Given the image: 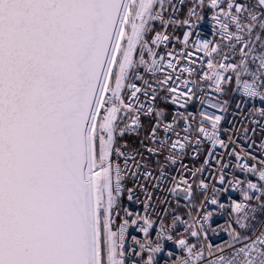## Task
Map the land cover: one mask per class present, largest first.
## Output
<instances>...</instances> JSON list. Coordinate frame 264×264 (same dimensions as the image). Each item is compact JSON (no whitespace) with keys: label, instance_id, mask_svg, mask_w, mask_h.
I'll use <instances>...</instances> for the list:
<instances>
[{"label":"snow or ice","instance_id":"obj_1","mask_svg":"<svg viewBox=\"0 0 264 264\" xmlns=\"http://www.w3.org/2000/svg\"><path fill=\"white\" fill-rule=\"evenodd\" d=\"M169 9L0 0V264H158L168 244L171 264H264V0H190L183 20ZM205 18L218 40L200 39ZM161 188L183 195L187 219L153 218ZM137 190L144 214L119 216Z\"/></svg>","mask_w":264,"mask_h":264},{"label":"built area","instance_id":"obj_2","mask_svg":"<svg viewBox=\"0 0 264 264\" xmlns=\"http://www.w3.org/2000/svg\"><path fill=\"white\" fill-rule=\"evenodd\" d=\"M190 3V0H185L184 3H181V0H177L174 4L176 5L177 11L175 13H172V9H169V13L172 14L173 19L176 20H183L185 18V14L187 12V7L188 4ZM167 18V15H166ZM157 27L160 28L159 23L157 22ZM168 33L170 35H172L173 37H179L180 39H182V35L183 32L185 31V28L180 26V25H170L167 29ZM197 32L200 33V39L201 40H208V41H213V40H218L219 37L214 36L213 35V31H212V26H211V21L208 18H205L203 20V22H201L197 29ZM175 47L176 49H179L180 47H182V45L180 43L177 42V40L173 39V41L169 44V48ZM161 50H163V47L161 48ZM202 55V54H201ZM193 59H197V57H193ZM218 59V57H217ZM195 67H199V63H197V65H194ZM204 67H208V65L205 63ZM187 75V74H185ZM227 87V86H226ZM211 95H215V93H211ZM222 99H227L226 95H224L222 97ZM158 103H160L162 105V101H158ZM196 105L193 104L189 107V111H195ZM227 119H232L231 116H228ZM142 121L145 127H148L149 125V121L148 119H144L142 117ZM225 126H227V124H225ZM239 125H237L238 127ZM257 132H259V129H257ZM143 138V131H141L140 137H137L135 134H130L128 136H126V139L130 142V144L138 146L137 144V140L138 139H142ZM156 157L152 158V163H153V167H155V161H156ZM160 159L162 160L163 158L160 157ZM227 159V158H225ZM203 160V155H201V157L198 160L193 161L191 159V150H189V155L185 156L183 158V163L189 166H196L198 167ZM176 167H179V163L176 165ZM169 171H171V168L169 169ZM205 177H208V173H204ZM142 183H145L144 181H141ZM153 183H155V181H153ZM125 187H132V183H131V178L129 177L126 181H125ZM149 187V191H153V189L151 188V184L148 185ZM166 187H171V185H167ZM137 196L139 197V203L133 201V202H129L127 199V192L125 191L124 195L120 198V205H118L117 207V211L119 212V216H123L124 213L122 211H120L121 207H127L129 208V210L131 212H133V214L135 215L136 213H140L141 215L144 214V207H143V203L145 200V197L143 196V194H141L139 192V190H137ZM165 198L167 199V203H162ZM202 197H200L199 192L197 191H193V199L198 200L201 199ZM158 209H166L168 213H173V211H175L177 214H181L184 216L185 219H187V212H188V208L186 206V201L183 198V195H173L171 193H169L166 188H161L159 190H155L154 191V199H153V208L150 210L151 213L153 214V218L155 219V212ZM195 214V213H193ZM216 220H218L219 223L221 224H226L228 221V213L224 212L221 214V216L217 217ZM119 217H117V225L119 224ZM166 223H170L171 222V215H169L167 217V220L165 221ZM215 227V223L213 225ZM261 226H264V215L261 216L260 220L257 222L256 224V228L259 229ZM179 231H183L182 228L179 229ZM153 235H155L154 231H153ZM211 236V233L209 234ZM136 236L137 238H142L143 234L139 233L138 231H136L135 227L129 228L128 233L126 234V247L128 245H131L132 247H136L133 243H132V237ZM213 243L214 245H219V246H224L226 241L228 240V236L227 233H223L221 236L219 237H213ZM138 250V249H137ZM168 251H174L176 254H179V251L177 249L174 248L173 245L168 244L166 249H165V253L164 254H160L157 256V260H158V264H171V261L168 259L166 253Z\"/></svg>","mask_w":264,"mask_h":264},{"label":"rangeland","instance_id":"obj_3","mask_svg":"<svg viewBox=\"0 0 264 264\" xmlns=\"http://www.w3.org/2000/svg\"><path fill=\"white\" fill-rule=\"evenodd\" d=\"M177 0H172L173 3H175ZM226 98L229 99L230 98V93L226 95Z\"/></svg>","mask_w":264,"mask_h":264},{"label":"trees","instance_id":"obj_4","mask_svg":"<svg viewBox=\"0 0 264 264\" xmlns=\"http://www.w3.org/2000/svg\"><path fill=\"white\" fill-rule=\"evenodd\" d=\"M226 95H227V94H226ZM257 216H258V221H259L262 215L258 212V213H257Z\"/></svg>","mask_w":264,"mask_h":264}]
</instances>
